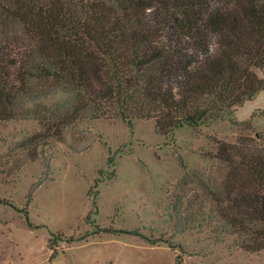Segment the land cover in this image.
I'll return each mask as SVG.
<instances>
[{"label":"trees","instance_id":"1","mask_svg":"<svg viewBox=\"0 0 264 264\" xmlns=\"http://www.w3.org/2000/svg\"><path fill=\"white\" fill-rule=\"evenodd\" d=\"M263 67L264 0H0V122L33 112L52 135L82 117L152 120L160 135L237 126L235 109L264 90ZM57 91L65 102L35 105ZM215 158L220 228L263 250L264 142H216Z\"/></svg>","mask_w":264,"mask_h":264},{"label":"rangeland","instance_id":"2","mask_svg":"<svg viewBox=\"0 0 264 264\" xmlns=\"http://www.w3.org/2000/svg\"><path fill=\"white\" fill-rule=\"evenodd\" d=\"M65 100L57 91L34 103ZM244 103L231 117L237 126L226 119L167 135L144 119L128 127L82 117L58 135L33 112L0 122V264H264V249L242 250L241 236L222 231L208 194L225 172L216 142H264V110L250 113L264 95Z\"/></svg>","mask_w":264,"mask_h":264},{"label":"crops","instance_id":"3","mask_svg":"<svg viewBox=\"0 0 264 264\" xmlns=\"http://www.w3.org/2000/svg\"><path fill=\"white\" fill-rule=\"evenodd\" d=\"M261 95H264V90L258 92V93L255 95V97H254L251 101H248V103H256V102H257V99H258ZM245 103H247V102H245ZM245 103H244V104H245ZM253 107H254V108L250 111V113H251L252 111H254V110H260V111H263V110H264V108L258 107L257 105H254Z\"/></svg>","mask_w":264,"mask_h":264}]
</instances>
